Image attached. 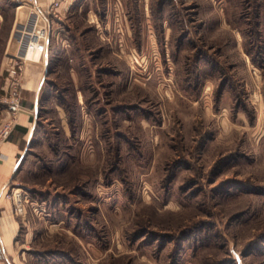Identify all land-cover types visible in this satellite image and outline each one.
Returning a JSON list of instances; mask_svg holds the SVG:
<instances>
[{
    "label": "rangeland",
    "instance_id": "rangeland-1",
    "mask_svg": "<svg viewBox=\"0 0 264 264\" xmlns=\"http://www.w3.org/2000/svg\"><path fill=\"white\" fill-rule=\"evenodd\" d=\"M53 1L0 0V264H264V0Z\"/></svg>",
    "mask_w": 264,
    "mask_h": 264
},
{
    "label": "crops",
    "instance_id": "crops-1",
    "mask_svg": "<svg viewBox=\"0 0 264 264\" xmlns=\"http://www.w3.org/2000/svg\"><path fill=\"white\" fill-rule=\"evenodd\" d=\"M32 110L25 111L22 109L20 111L18 125L13 131H11L8 140L4 142L0 147V153L4 157V159H0V207H2L1 204L4 202L3 191L5 185L9 180L11 174L14 172L15 168L19 164L21 157L23 156V151H25V145H28L30 137L33 133V131L28 128L30 114L31 112H34ZM6 209H8V205H6ZM6 209H1V213L3 215ZM1 251L4 253L3 255L7 259L5 249L2 248Z\"/></svg>",
    "mask_w": 264,
    "mask_h": 264
},
{
    "label": "built area",
    "instance_id": "built-area-1",
    "mask_svg": "<svg viewBox=\"0 0 264 264\" xmlns=\"http://www.w3.org/2000/svg\"><path fill=\"white\" fill-rule=\"evenodd\" d=\"M35 0H30V3H33ZM58 1L59 0H54L52 2V4L50 5V9L49 10H53V9H56L57 5H58ZM36 7V10L34 9H31L30 10V14L28 16V20L26 21V23L24 24H19V26H17V29H16V33L17 31H19L21 29V26L23 25H27L28 22H32L31 23V29L32 30H35V33H36V36H37V41L40 43V47H41V50H43L44 48V41L46 42V39H47V31L45 29V26L44 25H40L39 24V19H40V16L44 15L41 11V13L38 11V6L35 5ZM29 31V30H27ZM19 44H20V49H21V42L19 40ZM8 109L11 111L12 113V116L9 117L7 120L3 121V123L0 125V142L1 141H4L5 139L8 138V136L10 135L13 127L15 126L16 124V118L18 116V111L20 109L19 105L17 103H9L8 104ZM22 208H18V211H21Z\"/></svg>",
    "mask_w": 264,
    "mask_h": 264
}]
</instances>
